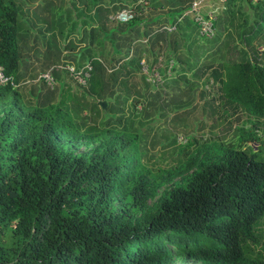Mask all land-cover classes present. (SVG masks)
Returning <instances> with one entry per match:
<instances>
[{
  "label": "trees",
  "instance_id": "obj_1",
  "mask_svg": "<svg viewBox=\"0 0 264 264\" xmlns=\"http://www.w3.org/2000/svg\"><path fill=\"white\" fill-rule=\"evenodd\" d=\"M90 2L93 20L76 22L80 41L87 38L78 59L91 65L83 95L69 96L70 105L60 99L55 105L29 106L16 90L0 87V264H164L172 250L204 264H264V156L259 149L221 145L215 158L200 162L146 213L149 195L194 164L151 179L135 134L115 128L126 100L142 96L127 80L138 73L146 79L135 42L144 40L147 52L157 43L174 52L180 24L173 32L158 29L171 26L189 4L175 0L173 12L148 20L136 6L131 21L117 23L108 17L125 6ZM17 17L14 1L0 0V66L15 83ZM258 17L255 27L264 11ZM85 22L88 33L82 31ZM106 41L111 55L119 56L108 64L101 53ZM125 46L129 49L121 56L119 48ZM204 73L218 85L226 107L264 125V65L243 56L202 67ZM109 100L113 103L103 109L101 102ZM107 115L103 124L113 119L114 126L97 127L96 119ZM255 124L239 130L244 141L259 143ZM91 144L96 146L88 154L73 150ZM121 191L116 210L115 195Z\"/></svg>",
  "mask_w": 264,
  "mask_h": 264
},
{
  "label": "rangeland",
  "instance_id": "obj_2",
  "mask_svg": "<svg viewBox=\"0 0 264 264\" xmlns=\"http://www.w3.org/2000/svg\"><path fill=\"white\" fill-rule=\"evenodd\" d=\"M13 1L18 8L19 54L14 90L20 101L29 106L37 102L55 105L63 99L66 105H70L68 97L83 95L82 91L87 86V83L79 85L64 67L80 68L86 63L85 59H78L87 38L85 42L80 41L82 36L77 30V23L93 20L90 0ZM143 1L145 4L140 8L137 3ZM191 1L186 0V4ZM103 3L109 7L122 5L124 9L138 6L141 16L147 20L176 9L175 0H103ZM261 10L264 11L262 0H226L225 3L205 0L200 11L202 15L211 14L213 17V35L210 38H200L187 17L175 31L178 35L174 52L161 43L147 52V48L142 46L144 40L137 39L135 42L140 45L143 57L139 71L146 79L142 81L138 73L135 79L127 80L128 87L138 90L142 96H131L126 100L122 122L115 128L124 127L130 135L135 134V142L142 152L141 163L151 179L158 181L174 168L185 167L190 161L194 164L190 171L161 184L149 195L146 213L152 212L161 195L180 184L182 177L197 169L200 162L215 158L221 145L231 144L235 148H252L254 151L259 149L264 156V125L255 124L252 118L241 112L233 113L223 104L218 85L207 77V73L200 74L202 67H216L226 60L243 56L264 65V19L254 26ZM165 27L162 25L158 30L165 31ZM251 28L254 32L242 36V31ZM83 30L84 33L89 32L87 22L82 25ZM128 49L127 46L120 47V55H125ZM101 53L107 64L111 58H119L111 55L108 41L103 43ZM46 71H50L53 77L51 87L40 78ZM104 103L103 109H106L113 102ZM119 114L116 112L113 119ZM107 118L109 115L97 118L96 126L103 130L114 126L113 119L103 124ZM252 124L256 125L259 143L246 142L240 135V129L247 130ZM95 146H78L73 150L77 154H88ZM122 193L115 195L116 210L120 208L118 200ZM139 216L140 213L135 214L136 219ZM261 235L264 240V222ZM164 264L204 263L172 250L169 261Z\"/></svg>",
  "mask_w": 264,
  "mask_h": 264
},
{
  "label": "built area",
  "instance_id": "obj_3",
  "mask_svg": "<svg viewBox=\"0 0 264 264\" xmlns=\"http://www.w3.org/2000/svg\"><path fill=\"white\" fill-rule=\"evenodd\" d=\"M204 1L205 0H192L189 3L187 9L184 10L176 18L175 22L171 26H166L165 28H163V30H165V32L175 31L177 24H180V22L188 17L191 20L192 24L196 27L197 35L200 38H210L213 35V17L211 14H207L206 16L202 15L200 9ZM217 2L225 3L226 0H217ZM139 3H137V5H139L140 8L143 6V4H145V2ZM135 12V7L130 6L126 9L115 12L111 17H109V19L117 23H127L135 17ZM64 68L79 85L83 86L87 83L91 72V65L89 62H86L80 68H73L68 66H65ZM40 78L47 86L50 87L54 82L50 71H46L44 74L40 75ZM4 86H9L12 89H15L16 84L10 76L4 75L3 68L0 66V87Z\"/></svg>",
  "mask_w": 264,
  "mask_h": 264
},
{
  "label": "water",
  "instance_id": "obj_4",
  "mask_svg": "<svg viewBox=\"0 0 264 264\" xmlns=\"http://www.w3.org/2000/svg\"><path fill=\"white\" fill-rule=\"evenodd\" d=\"M104 106H105V103L101 102V107L104 108Z\"/></svg>",
  "mask_w": 264,
  "mask_h": 264
}]
</instances>
